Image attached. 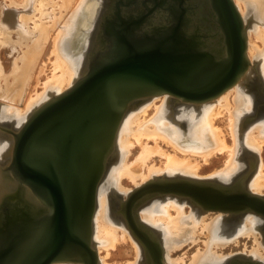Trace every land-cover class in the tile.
Here are the masks:
<instances>
[{"label":"water","instance_id":"water-1","mask_svg":"<svg viewBox=\"0 0 264 264\" xmlns=\"http://www.w3.org/2000/svg\"><path fill=\"white\" fill-rule=\"evenodd\" d=\"M113 5L98 10L96 45L80 78L20 130L0 125L15 137L11 160L0 161V264H100L97 192L129 105L163 94L194 104L216 99L251 63L250 24L235 0H146L137 11ZM240 177L223 183L157 176L124 200L115 196L112 207L143 246L144 264H166L159 233L140 209L171 195L203 211L264 217V196ZM227 264L262 263L236 257Z\"/></svg>","mask_w":264,"mask_h":264},{"label":"bare ground","instance_id":"bare-ground-1","mask_svg":"<svg viewBox=\"0 0 264 264\" xmlns=\"http://www.w3.org/2000/svg\"><path fill=\"white\" fill-rule=\"evenodd\" d=\"M235 1L246 22H248L246 15L248 12L246 13L245 7H251L253 4L257 5L255 7L259 8L261 16L264 17V0ZM85 2L87 1L81 0L77 9L73 13L71 12L73 17L71 16L72 19L70 17L69 20L67 18L68 26H63L64 31L58 30L57 32L53 50L56 56L53 61L54 71L44 82L43 92L38 93L36 97L30 98L23 109L10 107L11 111H18V117L23 120L17 126V129H14L15 131L22 128L27 119L41 104L70 88L86 70L89 63L87 54H90L89 51L96 45L94 40L92 41L89 30H86L85 36L83 35L85 38L87 34H90L91 39L88 44L86 42L87 38L84 45L82 41L84 38L80 36L82 39L77 42L78 35L75 36L78 44L76 48H81L84 45L82 48L84 53L83 60L80 61L81 56L70 54L64 45L67 38L74 32L76 26L74 17L83 13L84 6H86ZM249 27L248 49L251 63L237 83L221 96L210 101L194 104L180 102L169 94H163L140 98L129 105L118 129L115 152L110 161L111 164H109L97 192V207L93 221V243L98 253L105 252L104 256L100 255V264H115L107 261V258L111 255V250H114L118 244L128 240L134 242L133 244L137 249L135 254H138L137 260L128 264H144L141 244L134 241L129 227L126 226L124 221L112 218L110 213L111 203H109L110 193L108 190L112 189V186L121 190L123 188L121 183L123 178H129L134 183L145 182L155 178V175L164 171L173 175L199 176L202 164H208L214 156L225 154V167L219 171V176L224 181L223 183H229L234 179V175L240 168V145L245 143L249 150L260 153L262 146H264V115L258 113L262 112V108L259 106V108L257 107L258 112L256 111L255 102L259 103V99L257 100L255 96L257 92L260 95H264V88L261 94L259 92L260 85L255 81L257 79L255 75L259 74V71L254 65L252 58L255 55L257 57V54L261 55L263 63L260 66V72L262 71L264 74V47L262 48L252 41L250 33L252 29L251 26ZM253 32L256 34L257 40H261L264 44V26L257 27ZM212 45L216 46V43H212ZM174 104L179 106L175 108ZM151 109L152 113L149 112ZM27 111L30 113L25 117L23 114ZM255 113L257 118L260 117L257 121L259 124L254 128L249 126L247 128L248 131H245L248 123L247 116L250 115L249 120L252 121ZM8 114H6L7 117L10 116ZM223 116L227 119V130L217 124L218 118L220 119ZM187 123H189V127H187ZM2 126L4 125L2 124ZM242 131H244L245 137ZM3 134L6 138H0V159L4 162L2 164H6L11 160L15 137L12 134H5L4 132ZM229 136L232 139V143L228 142ZM162 144L171 146L172 151L164 148ZM136 146H140L141 150L136 159L130 161L128 155L131 149ZM6 148L8 149L7 151H5ZM156 156L164 159V165L149 164V161ZM248 156L250 157V154ZM140 185L136 184V187ZM248 185L249 188H247L253 194L264 196V163L262 156H260L259 171L252 177ZM130 191L131 189H126V192ZM152 200L154 201L150 206L146 207V204L140 209L143 210L140 218L148 226L161 229L162 241L160 234L159 238L165 250L164 259L166 264H186L183 259H174L170 256V252L177 245L179 248V245L187 240L186 238L188 237L195 241L198 234L199 236H206L204 241L206 246L203 251L198 250L194 254L190 264H224L229 260V257L219 254L218 250L233 242L234 245L239 243L241 236H254L255 240L254 247L249 251V257L246 258L261 263L264 261V256L261 253V250L264 249V217L252 212L230 215L229 213L218 211V215L208 220V211H203L187 200L171 195L157 197ZM185 204L191 205L190 213L185 211ZM198 229H200V233ZM53 264L77 263L56 262Z\"/></svg>","mask_w":264,"mask_h":264},{"label":"rangeland","instance_id":"rangeland-1","mask_svg":"<svg viewBox=\"0 0 264 264\" xmlns=\"http://www.w3.org/2000/svg\"><path fill=\"white\" fill-rule=\"evenodd\" d=\"M80 1L81 0H0V124L1 125L11 123V125L10 124L8 125H10L12 128L16 130L17 126H19L23 122V120L22 118L18 117L19 116L18 111L12 110L13 111L12 112L10 110L11 109L10 107H17L19 109L20 108L23 109L26 107V104L30 98L36 97L38 93L43 92L44 82L53 74L52 71H54L53 61L55 60L56 56L54 55L53 50H54V41L57 32L58 30L64 31L63 26L68 24L67 18L68 20L70 19V17L72 16L71 14L77 9V6L79 5ZM86 1L87 2H85L86 6H84L85 8L83 13L78 14L77 16L74 17V21H76V26L73 34L70 37H68L67 40L64 42L65 48L67 49L68 52H70V54L73 53V55L75 54V56H81L80 61L83 60L84 57L82 48L86 44L85 40L87 38L86 42L88 44V42H90L91 39L89 34H87V37L84 38L85 30H93L94 24L92 26L91 23L94 18L95 8L97 4L96 0H86ZM243 5L244 4H242V6ZM255 6L257 5L253 4L251 5V7L246 8L244 5L246 9L245 10L246 13L248 12L246 14L248 19V24L250 23L252 29L250 32L251 39H253L252 40L253 42L257 43L259 46L263 48L264 47L263 42L259 39L257 40L256 38L257 36L253 32V30L256 29L257 27L261 25L264 26V17L261 16L259 12V8ZM88 27L90 28L88 29ZM75 36H77V42L78 40L84 38L82 40L84 45H82L81 48H76L78 45ZM248 36H250L249 30H248ZM248 55H249V49H248ZM252 60L254 61L253 63L256 66L257 70L259 71V74L255 75L257 78L255 81L260 85V89L262 90L264 88V74L262 73V71L260 72V66H262L261 64L263 63V58L261 57V55L257 54V57L255 55V57H253ZM257 94L259 93L257 92ZM257 94L255 98L257 100L259 99V103L257 101L255 102L256 111L258 112L257 107L259 106L262 108V112H258V113H262L260 115H264V111H263L264 102L260 101L263 100L264 98H259ZM174 106L175 108H177L176 106L179 105L174 104ZM149 112L152 113V109ZM29 113L30 112L27 111L23 115L26 117L29 115ZM6 114L10 116L7 117ZM253 116L255 118L253 117L254 120L252 118V121L249 120L250 119L249 117L251 116L250 115L247 116L248 123H247V127L245 128L246 129L245 131H248L247 128L249 126H251L250 128H254L257 124H259V122L257 121L259 120L258 118L260 117L257 118L256 113L253 114ZM218 120H217V124L221 126L224 130H227L226 128L227 119L225 118V116L220 117V119L218 118ZM187 127H189V123H187ZM242 134H244L243 136L245 137L244 131H242ZM0 138H6L2 130H0ZM243 141L245 142L244 138ZM228 142L232 143V139L230 138V136L228 137ZM162 145L164 146V148L172 151L171 146H167L166 144H162ZM7 150L8 149L6 148L5 151ZM140 150H141L140 146L139 147L136 146L133 149H131V152L128 155V159L130 161H134ZM249 154L250 157L248 156ZM239 156L241 157L240 158L241 164L239 170L234 175V178L237 177L240 173H242V171H245L246 168H249L248 165L252 164L253 162L255 164V168L252 171V174L247 182V187H248L249 186L248 184L252 179V177H254L256 172L259 171L260 156H262L264 163V146H262L259 153L258 151L249 150L248 147L245 145V143H243V145H240ZM225 160H226L225 154H219L217 156L212 157L208 164L205 165L202 164V167L200 169V175L194 176L192 178L220 180L221 182H224L219 176V171L225 167ZM163 161L164 159H162L160 156H156L154 157L153 160L149 161V164L152 165V163H155L157 166H161L164 165ZM1 163L4 162L1 161ZM163 175L182 176L180 174L173 175L172 173L164 171L161 174L155 175V177L163 176ZM145 182L141 181L139 183H134L129 178H123L121 182L123 186V188L121 189L122 191L118 190L114 186H112V189L108 190V192L110 193L109 203H111L110 213L112 218L116 220H120V218H117L119 216H117L116 212L112 207L116 198L115 196H120L124 200L128 195L127 193L132 192L136 188V184H143ZM126 189H131V191L126 192ZM116 199L119 200L118 198ZM153 201L154 200H152L149 204H147L146 207L150 206ZM185 205H186L185 211L187 213H190L192 209L191 205L190 204H185ZM142 211L143 210H140L139 215H141ZM208 212H209L207 214L208 220L211 217H214L219 214V212H213V211H208ZM124 223L126 224V222ZM153 228H155L159 232L162 241L161 229L157 227H153ZM198 230H199L198 232L200 233V229ZM129 231L131 232L130 229ZM131 235L134 241L139 242L138 240H136L137 238L135 239V236L132 234V232ZM157 238L160 240L159 235L157 236ZM186 239L187 240H185L184 242L181 243V245H179V248L177 245V247L170 252V256H172L174 259H183L186 264H190L194 254L198 250L203 251L205 249L206 244L204 243V241L206 239V236L205 237L203 235L199 236L198 234V236H196L195 241L191 240L192 238L189 237ZM239 241L240 242L235 243V245L233 242L232 244L225 246V248L219 249L218 253L222 254L224 257L225 256L229 257V260L238 256L239 257L244 256L245 258L249 257L248 255L249 251L252 250L255 244L254 236H250V237L241 236ZM133 243H134L133 241L128 240L127 242L124 243L122 242L118 244L114 250H111V255L107 258V261L109 263H115V264H128L131 261L132 262L136 261L138 258V254H135V252L137 253V249ZM143 251L144 250L142 246V260H144ZM261 253L264 256V249L261 250ZM164 254H165V250H164ZM100 255L104 256L105 252L102 251L101 253H99V256ZM227 262H225L224 264H227ZM262 264H264V261L262 262Z\"/></svg>","mask_w":264,"mask_h":264},{"label":"flooded vegetation","instance_id":"flooded-vegetation-1","mask_svg":"<svg viewBox=\"0 0 264 264\" xmlns=\"http://www.w3.org/2000/svg\"><path fill=\"white\" fill-rule=\"evenodd\" d=\"M96 1H98V2H96L97 4H96V8H95V13H94V18H93V20H92V23H91V25L93 26V24H94V21L96 20V16H97V13H98V10L99 9H101L102 8V10L104 11V10H107V8H109L110 6H111V4L113 5H117V4H119V5H125V4H132V10H134V11H137V10H139V9H141L142 7H143V3L146 1V0H96ZM121 3V4H120ZM113 5V6H114ZM108 6V7H107ZM125 10L126 11H129L127 8H125ZM108 11V10H107ZM116 19V18H115ZM91 27V26H90ZM90 27H88V29L90 28ZM91 33V36H92V41L94 40L95 41V31H94V27H93V30H89ZM85 34H86V30H85ZM90 34H89V36H90ZM94 44H96L95 42H94ZM259 92H261L262 93V90L259 88ZM257 95H259V98H264V95H260V94H257ZM261 101H263L264 102V99L263 100H261ZM261 108V107H260ZM248 167L249 168H246L245 169V171H242V173H240L237 177H239V176H241L240 178H242V179H244L245 181L246 180H248V178H249V176H247V174H250V172H251V169H252V171L254 170V168H255V164H254V162L252 163V164H250V165H248ZM243 174H245L244 176H243ZM247 176V177H246ZM237 177H235V178H237Z\"/></svg>","mask_w":264,"mask_h":264}]
</instances>
